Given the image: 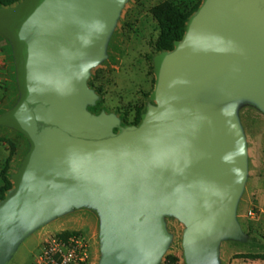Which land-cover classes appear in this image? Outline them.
<instances>
[{"label":"water","instance_id":"95a60500","mask_svg":"<svg viewBox=\"0 0 264 264\" xmlns=\"http://www.w3.org/2000/svg\"><path fill=\"white\" fill-rule=\"evenodd\" d=\"M126 0H19L0 6L18 95L0 124L27 150L0 199V264L24 234L82 211L99 224L98 264H159L164 214L183 225V264H221L245 238L242 108L264 114V0H203L182 37L154 57L139 123L92 113L87 85Z\"/></svg>","mask_w":264,"mask_h":264},{"label":"rangeland","instance_id":"374dc122","mask_svg":"<svg viewBox=\"0 0 264 264\" xmlns=\"http://www.w3.org/2000/svg\"><path fill=\"white\" fill-rule=\"evenodd\" d=\"M203 0H126L121 7L108 40L104 57L90 69L87 85L98 98L88 109L92 113H114L121 125L137 124L154 89V57L160 52L154 43L160 24L152 8L163 2L187 11ZM0 56L4 60L0 84V113L13 104L18 95L16 65L8 38L0 32ZM140 121V119H139ZM239 125L245 142V178L236 208V218L245 235L241 240L220 242L221 264H264V259L245 257L248 253H264V114L249 106L239 113ZM6 174L17 171L27 150L25 137L8 125L0 124V188L1 173L10 152ZM170 241L162 255L176 256L171 264H183L182 232L184 225L171 214H164ZM59 231H79L88 243L87 264H98L99 224L92 212L82 211L63 216L38 231L28 232L13 244L1 264H35L43 240Z\"/></svg>","mask_w":264,"mask_h":264},{"label":"trees","instance_id":"16d2710c","mask_svg":"<svg viewBox=\"0 0 264 264\" xmlns=\"http://www.w3.org/2000/svg\"><path fill=\"white\" fill-rule=\"evenodd\" d=\"M18 1L19 0H0V6H10ZM199 5L200 2H197L187 11H182L177 6H173L168 2H163L152 8V12L160 24V33L154 43L155 49L157 51L161 52L164 50H169L174 46V43L182 37L185 31L187 19L198 8ZM140 118H137L136 122H139ZM9 146L10 152L6 159L5 166L1 171L4 184L0 188V199L4 196L6 190L12 186V182L8 179L6 174V168L8 167V162L14 149L12 143H9ZM68 234H70V232L65 231L61 235L66 236ZM244 256L252 259H264V253H248ZM174 261H177L176 256L166 255L162 264H171Z\"/></svg>","mask_w":264,"mask_h":264},{"label":"built area","instance_id":"2783aa9c","mask_svg":"<svg viewBox=\"0 0 264 264\" xmlns=\"http://www.w3.org/2000/svg\"><path fill=\"white\" fill-rule=\"evenodd\" d=\"M4 60L0 56V84L1 70ZM65 231L50 233L43 240L35 264H83L88 262V243L79 231Z\"/></svg>","mask_w":264,"mask_h":264},{"label":"crops","instance_id":"0c3cea01","mask_svg":"<svg viewBox=\"0 0 264 264\" xmlns=\"http://www.w3.org/2000/svg\"><path fill=\"white\" fill-rule=\"evenodd\" d=\"M3 77H4V76H1L2 79H3ZM0 93H1V91H0Z\"/></svg>","mask_w":264,"mask_h":264}]
</instances>
